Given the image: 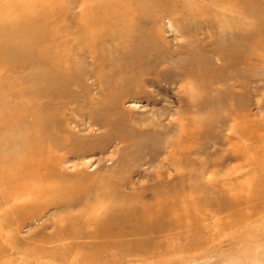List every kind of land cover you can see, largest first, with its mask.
<instances>
[{
  "label": "rangeland",
  "instance_id": "rangeland-1",
  "mask_svg": "<svg viewBox=\"0 0 264 264\" xmlns=\"http://www.w3.org/2000/svg\"><path fill=\"white\" fill-rule=\"evenodd\" d=\"M129 1L130 7L143 4L146 8L142 16L131 19L132 27H127L125 19H118L115 30L110 25H103L87 32L83 12L87 6L96 10L102 0H0V44L6 45L4 51L11 54L0 57L4 61L12 60L11 65L7 64L10 65L7 76L14 87L7 88L8 91L5 87L6 93L13 92V89L14 92L1 105L13 116L21 113L27 117L25 123L29 126L36 118L31 117L29 106L23 105L28 103L27 93L38 88L45 96L49 92L55 95L50 97V94V99L48 95L40 97L38 102L40 112L50 114L49 126L44 123L43 127L50 129L46 130L47 134L53 132L54 140L61 139L60 142L68 147L66 150L56 147L58 141L43 147L35 140L32 144L37 153H53V158L45 165L56 162V175L62 180L65 178L66 183L78 188L90 185L95 191L99 190L96 185H102L101 179L108 180L107 175L127 174L132 189L135 187L134 191L121 195L128 203L132 199L130 193L137 192L144 194L150 202L158 199L157 186L153 185L157 181L156 173L149 165L150 153L147 154L144 147L136 146L141 142H134L135 148L131 150L127 146L132 144L119 139L116 143L117 138L127 127L135 133L144 129L141 136L145 137L150 129L156 130L157 127L153 126L146 128L149 120L156 118L163 124L158 128L165 149H170V146L166 147L167 143L177 149L181 138L173 136L172 127L181 117L188 128L194 130L192 134L188 131L184 134L183 163L175 164L176 167L183 164L184 168L178 173L185 177L182 182L185 188L178 194L182 200L178 198L177 201V195L175 197L163 186L161 190L169 204L176 199L177 204L183 201L181 206L178 205L179 209L187 204L193 210L188 217L181 216L184 227L172 226L174 229L168 233L162 229L153 235L152 245L141 250L133 244L136 237L105 244L88 240L71 241L73 243L44 240L43 235L55 231L51 223L71 221L79 210L98 214L105 210L107 203L80 205L75 207L77 209L53 205L45 210L44 217L26 220L19 225L7 222L6 229L1 227V231H14L16 241L13 243L21 250L16 253L6 246L9 257L3 258L1 264H264V190L256 192L261 190L256 184H264V14L250 17L241 14L236 7V4L244 3L251 13H264V0ZM36 2H41L39 6L42 4L43 9H37ZM120 3L121 6L124 0ZM36 19L40 23L43 20L46 28L35 43L46 36L44 44L47 46L42 45L39 54L13 55L14 42L11 39L14 36L21 44L19 47H27L24 44L25 30L29 26L38 27L40 23ZM226 23L240 24V27L237 32L228 31L222 25ZM192 66L209 78L192 82L200 93V107L194 105L189 92L185 93L183 88L185 84L191 85V77L179 75ZM42 84L47 90L41 88ZM114 94L123 97L120 103L122 112L116 109V103L112 110L108 108L113 105ZM17 104L26 109L16 111ZM105 113L111 119L107 125L101 116ZM113 121L114 125L118 123L120 136L117 135V126L112 125ZM235 123L241 124V129L237 128L239 132L246 127L247 140L242 138L241 141L230 133L229 127ZM195 124L198 125L196 129ZM243 143L249 146L248 152L239 153L237 147ZM187 146L190 149H186ZM74 149H81L80 154H74ZM66 153H69L68 163L58 166V157ZM166 155L164 151L155 165L164 163ZM85 162L89 164L82 165ZM72 171L79 172L78 177L73 178ZM167 179L162 185L167 184ZM135 200L139 202H130L129 205H141L139 198ZM0 210H3L1 220L12 214L14 208L6 205L0 206ZM116 222L124 228L134 225V222L119 218ZM41 228L45 229L41 238H33ZM0 243L5 244L2 239ZM3 253L0 251V256H4Z\"/></svg>",
  "mask_w": 264,
  "mask_h": 264
},
{
  "label": "bare ground",
  "instance_id": "bare-ground-1",
  "mask_svg": "<svg viewBox=\"0 0 264 264\" xmlns=\"http://www.w3.org/2000/svg\"><path fill=\"white\" fill-rule=\"evenodd\" d=\"M13 1H15V0H13ZM120 1L121 0H102L101 3L98 2L96 10H94L93 8L88 9V6H87L86 10L83 12V15H82L84 18H86V22H87L86 24H84L85 30H87V32H89L92 28H95L98 26H103V25L104 26L110 25V27H112L113 30H115V27L118 26V23H117L118 19H122V20L125 19L127 24H128L127 27L130 28V27H132V24H133L131 19H133L134 17L142 16L143 13L146 11V8H145V6H143V4L138 6V7H133V6L130 7V5H131L130 1L128 2V0H126L127 1V4H126L125 0H124V3L120 6V4H121ZM24 2H26V1H24ZM4 3H5V1H4ZM26 3L30 5V3H28V2H26ZM40 3L41 2L35 3V6L37 9H38V7L40 9H43L42 4H41V6H39ZM240 4H242V3H240ZM240 4H238V5L236 4V7H237V10L241 14H244V15H247L250 17H252V16L255 17L256 15L260 16V14H264V13H251L249 6L247 4H244V3L242 5H240ZM14 6H16V5H14ZM17 6H19V5H17ZM11 7H13V6H11ZM20 7H21V5H20ZM33 8H35V7H33ZM29 9H30V7H29ZM87 9L91 10V11L87 12ZM32 11H34V10H32ZM81 13H82V11H81ZM263 16H261V17H263ZM43 18H45V17H42V19ZM257 18H258V16H257ZM1 22H2V19H0V25H1ZM222 25L226 26L224 28H227L228 31L234 30L233 32H237V29L240 27V24H238V25L234 24L233 25V24L226 23V24H222ZM45 28H46V26L44 25L43 20H41V23L39 24L38 27L29 26L25 30V42H24V44H26L27 47H22V46L19 47L18 45H21V44L13 36V39H11V40L14 42L12 44V45H14L13 46L14 49L12 48L11 53H13V55H17V54L20 55V54H27V53L39 54V51H40L39 49H41L40 47L42 45H45L47 42L46 36L40 37L38 42H36V43H35V40H36L37 36L42 34L41 33L42 31L44 32ZM6 29L7 28H5V30ZM242 43H243V41H242ZM49 44H51V43H49ZM45 46H47V45H45ZM5 48H6V45L0 44V56H2V57L11 55V54H9L10 52L8 53V52L4 51ZM42 48H43V46H42ZM46 51L47 50H45V52ZM57 54H59V53H57ZM45 55H47V54H45ZM40 60H41V58H40ZM42 60L45 61V63L47 62L44 58H42ZM11 61H12L11 59H9L8 61H4L0 57V190H1L0 206L4 207L6 205H9L10 207L14 208V211L12 214H9V212H6L9 214V216L0 220V239H2L3 242H5V244L0 243V251H2V253H3V250L5 249V251L3 253L4 256H0V264L2 263L3 258L9 257L8 252L6 251L9 249H6V246L11 247L10 249H12L16 253L21 252V250L18 248L16 243H13L14 240L16 239V236L13 233L14 231L13 232L12 231H1V227H4L6 229L5 226H7L6 225L7 222L10 224L14 223L16 225H19V224H22V222H26V220H31L33 218H38V217H44L43 214H44L45 210H47L50 206H53V205L54 206L62 205V207L64 206L65 209H69V208L77 209L78 207L77 208H75V207L80 206V205H84V206L89 205L90 206V205H94V204H100L102 202L107 203V205H105L106 206L105 210L98 213V214H94V213H90V212L86 213L83 210H79L77 215L72 216L73 220H71V221L61 220V221H59L60 222L59 224H57L58 222L57 223L55 222L56 224L51 223L50 225L54 226L55 231L49 235L48 234L43 235L44 236L43 238H44V240H50V241L53 240L54 242L69 241L70 243H73L71 241L82 240V241L87 242V240H88V242L94 241V242L99 243V244H101V243L105 244L106 242H117V241H122V240L125 241V240H129V239L133 240V238L136 237V239L133 240V244L137 245V248H139L141 250H147L149 248V246L152 245L153 235L162 231V229L168 233L171 230L172 226L181 228L182 222H183L182 219H184L182 217H188L187 214L190 215V212L193 209H192L191 205H190V207H188L187 204H185L182 207V209H179L178 205H180L181 202H183V201H181L180 204H177L178 203L177 201L182 200V198H180L181 195L178 196V194H179V192H182V190L185 188L184 183H182L183 180L185 179V177L183 175L178 174V173H181L182 171H184L183 164H182V167L180 165L176 167L175 164L176 163H183V152H184V150H183L184 149L183 148V136H184V134L187 133V131L191 132V134L194 133V130L191 131L181 117L177 118L176 122L174 123V127H172V129L174 130L173 136L176 139H179V137L181 138V141L179 142V147L177 149L174 147V145L169 144V143H167L166 147L170 146V149L169 150L165 149V147L163 146V143L161 141V134H159V133H161V130L158 128V126H161L163 124H161L160 119H156V118H151L149 120L150 123L147 124L148 126L146 128H148L150 126H153V128L157 127L158 129L157 128H155V129L158 130V133L156 132L155 129H154L155 131H153V130L151 131V129H150V131H147L146 134L144 135L145 137H142L141 135L143 134V132H145L144 129H142V128L138 129V132L135 133V131H133V129H129V127L126 126L127 128L124 130L121 137L117 138V140H116V143H118L117 141L119 139L120 141L125 142L126 144H129V145L132 144L131 146H127L128 147L127 149L133 148V143L139 141V142H141V144H137L136 146H142V148L143 147L145 148V152L147 154L150 153L149 165H152L151 167L155 169V173H156L155 174L156 175L155 180H157L156 183L153 184L154 186H157L158 199L155 202H150L147 199H145V195L142 194L141 192H137V194L130 193L131 195H129V196L132 199H130L129 203L127 201H125L124 197H122L121 195L124 196L125 194H127V192L129 193V192L135 190V187H133L134 189H132L131 179L129 178V176L127 174L124 175V174H120V173L117 174L116 173L115 175L109 176V177L107 175L108 180L104 181L103 179H101L100 182L103 181V183L100 186L99 185L95 186V188H99V190H96V191L94 189L92 190L91 187H93V186H90V185H86V187H84V188H81V187L78 188L77 185H74L73 183H72L73 185H70V184L66 183L65 178H64V180H62V178L60 176L56 175V173L58 172L56 162H51V163L45 165L47 161H49L50 159L53 158V153H50V154L44 153V152L43 153H37L36 146L34 147V144H32L36 140L37 142L42 143L44 145L43 147H48V146L55 144V142L58 141L57 144H55L56 147L58 145L60 149L62 147V149H65V150L68 147V145H64L63 143L60 142L61 139L57 140V138H56V140H54L53 134H52L53 132L50 134H47L46 130H50V129L45 130V127H43L44 123L47 124L45 126H49V123L47 122V120L49 119L50 114L45 113V112H40V106L41 105L38 102L40 101V97H46L48 94L45 96L38 88H36L34 90H30L27 93L29 95V96H27V97H29L28 103H24L23 105L29 106V108L31 110V117L35 116V118H36L35 123H32L29 126H28V124L25 123L27 117L26 118L23 117V115L20 113L21 112L20 110H22V108L24 106L18 107L19 104H17V107L15 109H16V111L17 110L20 111L19 112L20 114L17 116H15V114H14L15 117L13 116V114L10 113L11 111L7 113V111L3 110V109H6V107H3V105H1V102L6 103V101L8 100V97L10 99V97L12 96V93L14 92V89H13V92H11V91H9V93L5 92V87H6V89L7 88L8 89L14 88L12 86L11 82L9 81L8 76H7V72L10 70L9 67L11 65L10 64ZM101 62H102V60H101ZM7 64H10V65H7ZM39 72H40V70H39ZM179 75L181 77H184L186 75L191 77L192 80L191 79L189 80V83L191 82V85L184 83L185 85L183 84L184 85L183 88L185 89L184 90L185 93L189 92V97L193 101L194 105H196L197 107H200V105H201L200 93L197 90L196 85L192 84V82L193 81H196V82L206 81L209 78H206L204 76V72L201 71L199 73L198 69L195 68L194 66H192L191 69L189 68V70H186L182 73H179ZM49 82H50V76L48 77V83ZM37 83H38V80H37ZM18 87L21 88L20 85ZM27 88H29V87H27ZM41 88L44 90H47L43 84H42ZM192 88L195 89V92H193ZM8 89L6 91H8ZM23 90H25V88H23ZM17 93H19V92H17ZM49 93L52 94L51 92H49ZM49 95H48V99H50ZM54 96L55 95L52 94V96H50V97H54ZM22 99H23V97H22ZM122 100H123V97L121 95L118 96V95L114 94L112 99H111L113 105L111 106V104H110V107H108V108H111V110H112L114 108V103H116V109L119 110L120 112H122L121 107H120V103L122 102ZM197 101L198 102L200 101V102L198 103ZM11 102H9V103H11ZM13 102H12V104H13ZM21 102H23V101H21ZM14 106H16V105H14ZM8 107H9V105H8ZM44 107H48V106H44ZM24 108L26 109V107H24ZM108 108H107V111H108ZM200 109H202V108H200ZM13 111H14V109H13ZM28 114H27V116H28ZM9 115L11 117H8ZM24 116H25V114H24ZM101 116L106 119V120H103V121H105V124L111 123V119L107 115V113H105L104 115H101ZM215 117H216V115H215ZM32 121H34V120H32ZM112 125H114V121H113ZM117 125H118V123L114 126H117ZM132 125L135 126L134 124H132ZM196 126H198V125L195 124L193 127L196 129ZM48 128H50V127H48ZM116 128L118 129L117 135H119V127L117 126ZM136 128H137V126H136ZM237 128L241 129V124L235 123V125H231L229 127L230 133L232 135L237 136V138H239L241 141H243V139L247 140L246 134H248V132L246 131V127H244V129H242L240 132L238 131ZM112 129H114V128H112ZM117 129H114V130L117 131ZM228 137H230V136H228ZM171 139L172 138H170L169 140H171ZM76 141H78V140H76ZM154 141H155V143H154ZM156 141H159L160 144H157L159 146L156 145ZM76 144H77V142H76ZM72 145H74V144H72ZM241 146H242V148H241ZM241 146L237 147L240 149L239 153L241 151H243V152L247 151V148H249V146L246 145V143L245 144L243 143ZM185 148L190 149V147L188 148V146ZM58 149H56V151ZM82 149H83V147H82ZM80 150L74 149L72 152L74 154L78 155V154H80ZM231 150L229 152H231ZM164 151L167 152V155L164 158L165 162L164 163L162 162L160 164L155 165V162L158 161V157ZM233 151H234V149H233ZM38 152H41V151H38ZM51 152H52V150H51ZM84 152H85V150H84ZM56 154H55V156H56ZM68 154L69 153H66V155H63L60 158L57 156L58 159H60V160H58L59 161L58 166L63 165L65 163H68V161H67V160H69ZM228 154L229 153H227V155ZM241 154H243V153H241ZM38 155L42 157L43 161L41 160V158ZM227 157L229 158V155ZM233 157H235V156H233ZM239 157L241 158L242 156H239ZM233 159H235V158H233ZM251 159L252 158H250V160ZM142 160H143V158H142ZM237 160H238V158H237ZM53 161H55V160H53ZM90 162H91V160H90ZM251 162H253V161L251 160ZM83 164L86 165V164H89V162L82 163V165ZM208 164H210V163H208ZM75 167L76 166H74V169H75ZM259 169H260V167H259ZM173 170L177 173H173L172 172ZM82 172L83 171H81V173ZM84 172H86V171H84ZM166 172L169 173L168 176H167ZM72 173H74V174L73 175L70 174V175L73 176V178H76L79 175V172L72 171ZM80 179H82L81 176H80ZM166 179H167V184L162 185L163 181ZM96 182H94V183H96ZM256 185L258 187H260V189H261L260 191L257 190L256 192L261 193L262 190H264V184L260 183V184H256ZM154 186L150 187V189L152 190ZM162 186L169 193L173 194L175 197L177 195V197H176L177 201H175L176 199H172V200H174L173 203L169 204L168 201L164 200V198H166V197H165V193H163L161 190ZM188 187L191 188V186H188ZM192 187L196 188L195 186H192ZM129 190H131V191H129ZM139 190L140 189H138L137 191H139ZM192 192H196V191L193 190ZM174 196H172V197L174 198ZM261 196H263V195H261ZM135 198H139L141 200V202H142L141 205H135V204L129 205L130 202H134V203L139 202V201H136ZM178 198H180V199L178 200ZM249 201H251V200H249ZM185 202H186V200H185ZM101 205H103V204H101ZM88 207L86 209H88ZM1 211H3V210H0V213H1ZM200 211H201V209H200ZM201 213H202V211H201ZM0 218H1V216H0ZM78 218H80V219H78ZM116 218L128 220L129 223L134 222V225H131L130 227H127V228L120 227L116 222ZM220 223L221 222H219V224ZM215 226H217V225H215ZM182 227H184V226H182ZM172 229H174V228H172ZM43 230H45V229L41 228L39 231L35 232L33 235L34 236L33 238H36V237L41 238V234L43 233ZM181 230H184V229H181ZM176 236H178V232H177ZM176 239H178V238H175V240ZM179 241H181V240H179ZM188 241L191 242L192 240H188ZM184 246H185V244H184ZM46 250H48V249H46ZM48 252L49 251H47V253ZM167 252H168V250H167ZM186 252H189V251H187V249H186ZM178 253H179V251H178ZM166 256H167V253H166Z\"/></svg>",
  "mask_w": 264,
  "mask_h": 264
}]
</instances>
